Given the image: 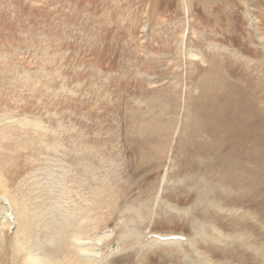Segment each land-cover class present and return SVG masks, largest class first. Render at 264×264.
<instances>
[{
	"label": "rangeland",
	"instance_id": "obj_1",
	"mask_svg": "<svg viewBox=\"0 0 264 264\" xmlns=\"http://www.w3.org/2000/svg\"><path fill=\"white\" fill-rule=\"evenodd\" d=\"M263 38L264 0H0L16 213L50 219L40 196L57 173L73 197L61 211L105 203L93 215L112 239L83 244L99 264H264Z\"/></svg>",
	"mask_w": 264,
	"mask_h": 264
},
{
	"label": "bare ground",
	"instance_id": "obj_2",
	"mask_svg": "<svg viewBox=\"0 0 264 264\" xmlns=\"http://www.w3.org/2000/svg\"><path fill=\"white\" fill-rule=\"evenodd\" d=\"M213 97H215V95L210 97L205 108V110L209 111V115L211 116L213 112V108H212L213 106L211 104L214 103V99L212 101ZM218 118L219 119L223 118L219 110H218ZM17 122L22 123L25 121H22L21 119H17L16 122H12V121L8 122L7 126L18 124ZM30 124L32 123L25 125H30ZM239 126L244 127L246 125L239 124ZM33 127L40 128L41 126L38 121H35ZM22 128L26 129L27 127L23 126ZM24 146H25L24 150L29 149L27 143ZM10 148L12 151L15 150L14 144L10 145ZM19 150L23 151V149H19ZM15 165L16 164H14L15 171L12 177L10 178H7V176L5 175L6 171L4 170L6 169H2L3 172L0 170V254L4 255L3 258L4 261L2 263L0 260V264H99L97 263V261L92 260L91 255L93 253L96 254L97 252H98L97 254L99 253L103 254L104 252H100L101 250L96 252L95 246L93 247L94 249H90V246L83 244H86V241L88 242V239L91 238L92 239L93 238L95 239L97 237L100 238L98 240L100 243H103L108 239H112L110 238L111 237L110 233L105 235L103 232L105 228L106 229L109 228L107 227L109 223V219L107 218L105 223H101L104 222L103 221L104 217H101V215H97V216L93 215V212L102 211L105 203L103 204V206L99 204L94 208L93 212H90L88 214L84 212V210L82 209L83 207L81 208L82 210L80 213L76 212L77 207L72 202L69 207L70 209L75 210V212L68 209H66V212L61 211L60 209L62 208V206L60 205V203L63 201H66L68 203L73 197L72 195H69L70 198L65 197L66 195L70 194L72 191L70 189H66L65 184L67 183L69 184V179L67 180V182L64 181L62 183L59 181L56 184L55 183V179L57 178V173H56L54 174V176L51 175V177L48 178L47 186L43 187L44 190H47L51 193L40 196L42 198L47 197L46 200H50V204L45 200V205L42 206V208L47 211L48 209L51 210V214L47 213V217L51 216V218L47 220L45 214L40 212H37L36 214L33 215L31 213V210H33V206L27 207L26 211L22 210V212H19L17 214L16 209L20 207V202L18 197L14 196L10 192V188H9L10 180L13 182L15 179V175L19 176V172L17 171L18 164L16 166ZM184 170L186 171L185 167ZM5 202H8L9 206L13 205L14 208L13 212L11 213L16 221L15 222L16 229L13 231V235L11 237L8 234L12 230L14 225L12 224V222L9 221L8 217L6 216L7 214L6 211L9 206L6 205ZM111 204L113 205V202L111 203L107 202L108 206H111ZM172 236L174 237L175 235H171L168 237H172ZM158 237L165 238L162 237V235H158ZM159 238H155V235L154 237H152V240H154L153 242L154 243L157 242L155 244V247L156 245H169V246L173 245L176 247H183V245L181 244L182 242L186 244L190 243V239L188 238L186 239L185 237H183L185 238V241H181V240L164 241ZM162 242L165 243L172 242V244H162ZM113 252H114L113 250H110V253ZM105 254L107 255L109 254V252ZM95 256H97L98 261L99 259H101V256L100 257L98 255ZM206 261L207 263L209 262L210 264H217L211 258L206 259Z\"/></svg>",
	"mask_w": 264,
	"mask_h": 264
}]
</instances>
